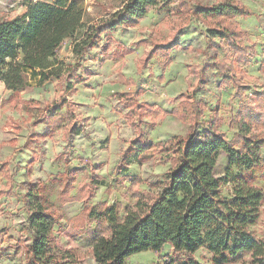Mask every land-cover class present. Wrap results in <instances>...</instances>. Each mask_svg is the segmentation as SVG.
Instances as JSON below:
<instances>
[{
	"label": "trees",
	"instance_id": "trees-1",
	"mask_svg": "<svg viewBox=\"0 0 264 264\" xmlns=\"http://www.w3.org/2000/svg\"><path fill=\"white\" fill-rule=\"evenodd\" d=\"M160 2L173 4L175 0H127L121 9L94 21L82 0L31 1L22 15L0 20V81L13 97H19L31 79H38L40 86L52 78L67 79V87L74 92L71 79L79 65L58 60L63 43L73 39L72 52L80 59L98 45L102 36L120 27L138 25ZM177 4L186 24L199 19L205 23L208 37L212 41L218 38L219 46L231 51V61L222 58L214 66L223 75L221 84L234 87L233 96L242 98L246 88L241 82L246 76L243 66L250 63L255 51L244 43L245 32L236 17L250 16L252 10L240 0H222L211 6L190 7L187 0H178ZM132 51L124 47L119 55ZM160 52L168 54L169 48L153 43L142 61L148 64ZM117 96L136 131L118 165L120 171L126 170L132 159L144 160L150 152L160 154L159 163L170 162L171 167L148 192L134 190V202L125 207L119 202L84 206L78 224L88 235L96 264H126L136 253H159L167 246L171 250L165 264H203L196 258L201 249L211 255L212 264L235 263L245 256L253 264H264V233L258 236L253 229L264 221V189L245 174L231 173L232 166L249 168L264 162V135L256 132L264 127V91L255 92L260 107L241 103L231 119L237 128L233 140L221 130L224 121L219 108H212L211 119L206 120L208 107L194 98L164 112L186 120L187 135L157 144L143 127L146 117L157 115L156 106L140 100L133 91H122ZM221 153L229 158L225 177L214 173ZM76 172L69 173L64 181L62 203H84L92 195L90 183L82 185L75 196L70 195ZM140 181L133 177L131 187ZM226 183L232 184L231 196L224 194ZM24 186L21 201L27 214L22 230L27 236L26 264H82L78 252L63 247L55 233L56 213L48 183L27 181ZM4 193L0 191V195ZM90 223L95 227H89Z\"/></svg>",
	"mask_w": 264,
	"mask_h": 264
},
{
	"label": "rangeland",
	"instance_id": "rangeland-1",
	"mask_svg": "<svg viewBox=\"0 0 264 264\" xmlns=\"http://www.w3.org/2000/svg\"><path fill=\"white\" fill-rule=\"evenodd\" d=\"M31 1L38 0H0V20L22 15ZM126 1L82 0L94 21L121 9ZM187 1L193 7L211 6L222 0ZM240 1L253 14L237 16L236 21L245 32L244 43L255 51L250 63L243 66L246 76L241 82L246 88L242 98L233 96L234 87L221 84L223 75L214 66L222 58L231 61V51L219 46L218 38L212 41L205 23L199 19L186 24L184 12H178V0L173 4L160 2L138 25L120 27L113 34L102 36L98 45L80 59L72 52L73 39H67L57 57L66 65H79L71 79L74 92L67 87V79L52 78L42 86L38 79H31L21 95L13 97L0 81V191L5 192L0 195V264H26L27 236L22 230L27 214L21 201L25 182L48 183L60 244L75 249L82 264H96L88 235L78 224L84 206L119 202L125 207L134 202V190L148 192L169 170L170 162L159 163L161 155L150 152L144 160L132 159L129 167L120 171L118 165L136 131L128 122L127 109L117 93L133 91L140 100L156 106L157 115L146 117L143 125L148 138L156 144L187 135L189 123L164 112L194 98L208 107L206 120L211 119L212 108H219L224 121L221 130L233 140L237 128L231 119L241 103L258 106L255 92L264 91V0ZM21 8L25 11L13 16ZM153 43L169 48V53L160 52L145 64L142 58ZM124 47L132 48V53L119 55ZM256 132L264 135V127ZM262 155L264 158V149ZM228 160L225 153L219 155L216 176L225 177ZM72 172H76V179L71 196L78 194L82 185H91L92 195L84 203H62L60 192ZM231 173L245 174L264 189V162L249 168L232 166ZM133 177L141 179L134 188L130 184ZM231 186L223 185L225 195H232ZM93 224L89 227H95ZM253 229L258 236L263 235L264 221ZM170 250L167 246L159 253L142 251L129 257L126 264H165ZM196 258L203 264H212L205 249L199 250ZM230 264L253 263L245 256Z\"/></svg>",
	"mask_w": 264,
	"mask_h": 264
},
{
	"label": "clouds",
	"instance_id": "clouds-1",
	"mask_svg": "<svg viewBox=\"0 0 264 264\" xmlns=\"http://www.w3.org/2000/svg\"><path fill=\"white\" fill-rule=\"evenodd\" d=\"M23 11H25V9L21 8V9H18L17 12L13 13V16L19 14V13H22Z\"/></svg>",
	"mask_w": 264,
	"mask_h": 264
}]
</instances>
